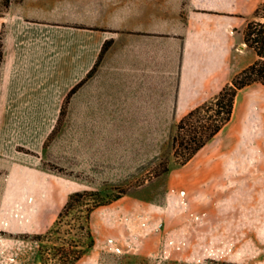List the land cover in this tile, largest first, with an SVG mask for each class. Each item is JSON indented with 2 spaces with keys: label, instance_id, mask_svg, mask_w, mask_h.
<instances>
[{
  "label": "rangeland",
  "instance_id": "1",
  "mask_svg": "<svg viewBox=\"0 0 264 264\" xmlns=\"http://www.w3.org/2000/svg\"><path fill=\"white\" fill-rule=\"evenodd\" d=\"M253 18L235 30L244 34ZM6 110L0 108V264L58 263L54 245L81 241L79 234L36 236L83 191L92 192L84 222L94 244L75 264H264L261 85L240 93L232 121L185 165L173 150L182 118L172 122L167 113L114 106L106 115L73 107L72 97L48 124L10 123ZM164 159L170 170L158 176ZM76 214L65 223H76Z\"/></svg>",
  "mask_w": 264,
  "mask_h": 264
},
{
  "label": "crops",
  "instance_id": "2",
  "mask_svg": "<svg viewBox=\"0 0 264 264\" xmlns=\"http://www.w3.org/2000/svg\"><path fill=\"white\" fill-rule=\"evenodd\" d=\"M263 3L10 0L0 12V108L10 123L56 121L70 91L111 41L72 106L106 115L114 106L148 108L146 114L167 113L176 122L255 62L235 27ZM255 85L261 84L239 91L235 108L240 93Z\"/></svg>",
  "mask_w": 264,
  "mask_h": 264
},
{
  "label": "trees",
  "instance_id": "3",
  "mask_svg": "<svg viewBox=\"0 0 264 264\" xmlns=\"http://www.w3.org/2000/svg\"><path fill=\"white\" fill-rule=\"evenodd\" d=\"M10 0H3L0 3V12L8 8ZM244 42L252 49L257 59L248 67L241 70L230 83H228L218 95L213 99L198 106L184 116L178 126L177 132L173 137L174 156L178 163L185 165L190 162L211 140L217 137L228 125L234 116L236 98L240 90L253 84L264 86V3L254 12V18L250 20L244 29ZM109 42L103 47L101 55L95 67L88 75L79 82L68 94L66 102L77 92L94 74L97 72L104 54L106 53ZM3 59V44L0 46V63ZM64 113V110H62ZM161 168L157 175L168 173L170 170L168 160H162ZM122 191L121 194H126ZM92 192L83 191L72 194L69 201L59 215V220L55 226L45 235H37L36 240L43 241L53 235L79 234L81 241L74 239H60V245H54L58 253L59 261L56 264H75L84 254L86 248L92 247L94 239L86 226L85 221L90 218L93 211L90 197ZM119 195L117 198H120ZM72 211H76V223H65L64 219L69 217ZM67 226L68 228L64 227ZM89 239V243L84 241ZM49 257L44 258V261Z\"/></svg>",
  "mask_w": 264,
  "mask_h": 264
}]
</instances>
